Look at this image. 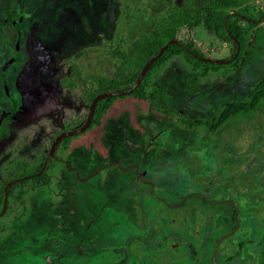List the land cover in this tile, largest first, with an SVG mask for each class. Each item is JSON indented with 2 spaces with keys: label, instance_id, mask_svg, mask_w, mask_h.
<instances>
[{
  "label": "flooded vegetation",
  "instance_id": "af4514ba",
  "mask_svg": "<svg viewBox=\"0 0 264 264\" xmlns=\"http://www.w3.org/2000/svg\"><path fill=\"white\" fill-rule=\"evenodd\" d=\"M66 1L56 0L54 9L60 10ZM1 2L0 126L8 112L18 107L13 65L23 55L28 57L23 26L26 12L17 0H3L2 5ZM210 2L207 0L203 8L196 10L170 1L161 13L149 16V27L140 28L130 45L124 46L122 39L109 44L107 56L114 62L111 76L89 71L91 64L86 67L79 55L76 62L70 58L61 60L64 72L58 84L65 104L60 106V117L54 113V118L63 121L62 130L45 138L36 154L23 155L16 146L12 161L0 173V264H264V88L249 89L246 97L250 102L244 111L237 110L239 100L224 105L216 97L202 103L200 96H194L188 109L169 107L161 109L162 113L153 106L159 105L157 98L162 88L155 80L161 69L150 76L143 91L145 98L132 95L138 87L127 95L115 94L130 90L136 82L126 90H99L102 81L111 83L119 78L123 55L144 31L153 30L152 22L165 15L170 5L203 15ZM243 8L249 10L253 22V39L256 23L264 30V11L254 13ZM200 25L222 42H229L203 23L197 24L193 37L183 41L193 44V58L224 66L239 58L236 49L226 60L206 57L196 46L195 29ZM8 32L14 38L6 44L2 36ZM108 34L97 32L96 41L82 48L98 44ZM256 49H252L248 62L244 57L240 62L250 63ZM90 52L89 57L83 53L95 62L96 52ZM188 65L201 78L229 74L240 67L207 72L195 71ZM261 65L258 82L264 79V58ZM83 80L89 85L82 88L85 114L78 124L61 111L63 107L68 110L67 102L79 92V82ZM251 90L257 95L251 96ZM102 93L115 95L96 102L86 129L63 137L53 147L60 134L78 130L86 123L93 100ZM114 96L117 98L97 123V106ZM127 98L174 118L160 119L155 114L138 134L112 141L114 150L109 155L92 151L90 155L68 159L73 138L100 128L115 102ZM197 105L205 107L198 117L193 108ZM229 105L233 112L225 115L224 109ZM39 153H43L42 161L34 167L27 160H36ZM55 170L61 173L60 178L53 173ZM37 192L40 193L33 200ZM31 203L40 205L43 213L33 214ZM51 206H58L54 215Z\"/></svg>",
  "mask_w": 264,
  "mask_h": 264
},
{
  "label": "rangeland",
  "instance_id": "374dc122",
  "mask_svg": "<svg viewBox=\"0 0 264 264\" xmlns=\"http://www.w3.org/2000/svg\"><path fill=\"white\" fill-rule=\"evenodd\" d=\"M17 1L26 12L23 26L26 29L24 46L28 57L23 55L22 60L13 65L14 86L19 93L18 107L8 112L7 118L0 126V173L12 161L16 146L21 148L23 155L36 154L45 138L62 130L60 123L63 121L54 118V113L57 114V118L60 117V106L64 103L60 98L58 84L64 72L62 59L70 58L76 62L79 55V59L86 67L87 64H91L89 71L111 76L114 73V62L107 56L109 44L115 45L122 39L124 46L130 45L140 28L149 27V16L161 13L170 1L181 6H191L196 10L203 8L207 2V0H111V9L110 0H78L77 3L68 0L62 3L60 11L54 9L57 6L56 0H43L42 4L40 0H31L30 4L29 0H21V3ZM240 1L242 6L250 8L254 13L264 11V0ZM57 11L60 12L55 14ZM97 32L109 34L98 44L93 43L85 49L82 48L96 41L94 35ZM2 38L6 44L12 43L13 33L8 32ZM195 38L197 48L208 58L226 60L234 53L233 42H222L202 25L195 29ZM179 39L186 41V29L181 31ZM90 50L96 52L95 62H91L83 53L89 57L92 54ZM263 58L264 49L258 48L253 60L250 63L243 61L239 70L201 78L199 74L192 72L191 67L180 56H175L160 70L159 77L155 80L162 88L159 90L161 94L158 95L157 101L159 105L160 103L163 105L153 106L162 113L161 109L169 107L188 109L189 102L194 96H200L202 103H209L212 101L211 98L216 97L224 105L242 100L249 89L260 80ZM79 85L81 87L79 92L71 95L67 102L68 110L63 107L61 113L63 115L68 113L71 119L81 124L85 114L82 88H86L89 82L83 80ZM9 89L13 92L12 87ZM193 108L198 117L205 107L197 105ZM159 112H154L136 99L118 100L104 117L100 128L73 138L66 156L72 160L82 155H90L92 151L102 152L100 155H109L114 150L112 141L129 134H138L143 129L142 125L155 118V114L160 119L174 118L171 114L167 116ZM42 154L39 153L36 160L31 158L27 161L34 167L38 166L42 161ZM55 172L60 178L61 173L56 170L53 173ZM67 176L71 180V177ZM39 193L33 195V200ZM31 207L32 213L36 215H41L44 211L38 204L31 203ZM49 209L54 215L58 206H51Z\"/></svg>",
  "mask_w": 264,
  "mask_h": 264
},
{
  "label": "trees",
  "instance_id": "16d2710c",
  "mask_svg": "<svg viewBox=\"0 0 264 264\" xmlns=\"http://www.w3.org/2000/svg\"><path fill=\"white\" fill-rule=\"evenodd\" d=\"M236 7H238V10H230ZM152 23L153 30L151 32L144 31L134 47L123 55V63L119 68V78L113 80L111 83L102 81L99 90L129 89L136 82L145 64L149 60L154 59L146 71L141 84L132 94L137 97L145 98L146 95L143 91L152 73L162 69L166 63L175 56L183 58L195 71L217 72L220 70L225 71L232 67L237 68L238 65L241 64L240 60L242 57H244L246 62L250 60L254 47L264 48V30L258 28L257 23L255 25L256 30L254 32V38L250 39L253 22L251 21L249 10L243 8L240 0H211L209 3V10H206L203 15H193L189 10L170 5L165 15L154 20ZM200 23H203L207 29L214 31L223 41L233 40L239 58L234 59L233 63L228 66H224L222 63L203 62L193 58V51L191 50V48L194 49L193 44L190 43V41L183 43V41L179 39V34L183 29H186L187 40L192 38L194 27ZM173 40H177L178 43H169ZM163 47H165V49L161 52ZM188 50L190 52H188ZM260 87L264 88V79L254 84L252 88ZM249 94L255 96L257 92L252 91ZM116 98L117 96H114L100 102L95 111L94 120L97 123H99L102 115L112 105ZM248 102H250L248 96L239 100V108L237 110L244 111L246 109L245 104ZM231 107V105L225 107V115L226 113L233 112Z\"/></svg>",
  "mask_w": 264,
  "mask_h": 264
},
{
  "label": "water",
  "instance_id": "95a60500",
  "mask_svg": "<svg viewBox=\"0 0 264 264\" xmlns=\"http://www.w3.org/2000/svg\"><path fill=\"white\" fill-rule=\"evenodd\" d=\"M169 43H176V40H173V41H170ZM166 47V46H165ZM165 47H163L161 49V52L164 51ZM154 61V59H151L149 60L145 66L143 67L140 75L138 76L137 80H136V83L132 86V88L130 90H127V91H123V92H116L115 94L116 95H127L129 94L131 91H133L134 89H136L138 87V85L141 83L143 77H144V74L146 73V71L148 70V68L150 67V65L152 64V62ZM114 93H102V94H99L96 96V98L93 100L91 106H90V113H89V116H88V119L86 121V123L78 130H75V131H72V132H63L62 134H60L54 141L53 143V147L63 138V137H66V136H69V135H72V134H76L84 129H86L88 126H89V123H90V120L92 118V115H93V111H94V107H95V104L96 102L101 99V98H104V97H109V96H113L115 95ZM53 150V148H52Z\"/></svg>",
  "mask_w": 264,
  "mask_h": 264
}]
</instances>
